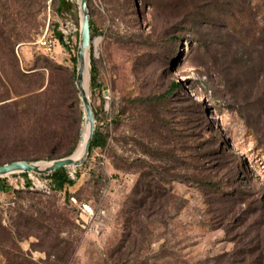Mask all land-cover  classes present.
Masks as SVG:
<instances>
[{"label":"rangeland","instance_id":"obj_1","mask_svg":"<svg viewBox=\"0 0 264 264\" xmlns=\"http://www.w3.org/2000/svg\"><path fill=\"white\" fill-rule=\"evenodd\" d=\"M88 6L86 88L106 143L65 167L64 190L47 173L0 178V264L263 261L264 0ZM81 18L78 0H0V24L18 38L15 66L0 48V163L78 147ZM47 86L57 93L41 95Z\"/></svg>","mask_w":264,"mask_h":264},{"label":"water","instance_id":"obj_2","mask_svg":"<svg viewBox=\"0 0 264 264\" xmlns=\"http://www.w3.org/2000/svg\"><path fill=\"white\" fill-rule=\"evenodd\" d=\"M78 4L82 12V18L79 34V44L77 48L78 69L76 83L84 104L85 116L83 118V123L85 127L88 126L87 137L85 138L84 130L80 136V143L81 141L85 140L84 150L82 154L78 157L74 155L76 151L75 150L69 155L50 160L17 159L10 162L0 163V178L9 173L24 171H35L38 173H47L48 175H51L54 171L63 167H67L69 165H81L85 162L86 158L88 157V154L90 152V146L96 130V115L94 107L92 105L89 93L87 92V88L84 84L88 65L87 53L91 47L92 35L88 0H78ZM42 161H46L49 164L46 166H42Z\"/></svg>","mask_w":264,"mask_h":264},{"label":"trees","instance_id":"obj_3","mask_svg":"<svg viewBox=\"0 0 264 264\" xmlns=\"http://www.w3.org/2000/svg\"><path fill=\"white\" fill-rule=\"evenodd\" d=\"M90 21H91V35L93 36L95 31H94V27H93L91 18H90ZM13 37H14V35H12L10 33L7 34L6 30L4 29V25L0 24V38H1L0 39V48L4 51L5 56H7L10 59H12V62L10 61V63L13 66H15L16 65L15 64V59H13V58L15 57V45L17 44L18 38H16V37L13 38ZM60 39L64 40L62 34H60ZM73 60H74V63H76V61H77V56L76 55L73 56ZM90 72H91V75H90L91 76V83H92V85H95L97 83V81H96V79H97V67H96V63H95L94 57H91V69H90ZM75 73H76V70L74 68V77H75ZM178 85H179V83L175 82V86H178ZM56 93H57L56 89L51 88V86H47L45 88V90H43V92H41V95H44L45 97L46 96L50 97V96H53ZM95 113H96V111H95ZM30 137L31 136H28L25 139H22L21 137H19L17 141H19V142L20 141H24L26 139H29ZM14 139H17V138L14 137ZM47 139H49V138H47ZM24 142H26V141H24ZM105 143H106V140L103 137L102 133L100 132L99 129H96L95 130V134H94V138H93L91 146H90L89 155L91 154L92 149L94 147L104 146ZM72 149H73V147L70 148V150L66 151L65 153H59V152L56 153V154L50 153V154H47L45 157L47 159H54V158H58V157H63V156L69 155L72 152ZM38 158L39 157H31V156H28V155H18V156L17 155H13L11 157V159H9L7 161H4L2 163L10 162V161L17 160V159L37 160ZM50 177L53 179L55 187L57 189H60V190L66 189V185L67 184H69V185L74 184V179H72V178H70L68 176V174L66 173V168L65 167L54 171L50 175ZM138 187L139 186L137 184L136 187H135V191H134L135 195L137 193H139V191H141V190H139ZM148 189L151 190L150 187ZM70 195H72V194H70ZM70 195H69V197H70ZM142 202H143L142 203V205H143L145 203V199ZM258 259H260V258L258 257ZM258 259L250 260V262H247L246 264H264V260L263 261H259Z\"/></svg>","mask_w":264,"mask_h":264},{"label":"built area","instance_id":"obj_4","mask_svg":"<svg viewBox=\"0 0 264 264\" xmlns=\"http://www.w3.org/2000/svg\"><path fill=\"white\" fill-rule=\"evenodd\" d=\"M40 45L47 51H53V48L55 46V40H53L50 37L43 36L40 40ZM23 174H29L31 176H34L35 171H24L21 172ZM72 178V176H70ZM73 179V178H72ZM70 201L71 203L76 206L78 211L80 212L81 216H85L86 220L89 218H93L96 214L95 208L86 200H80L75 195H70Z\"/></svg>","mask_w":264,"mask_h":264},{"label":"bare ground","instance_id":"obj_5","mask_svg":"<svg viewBox=\"0 0 264 264\" xmlns=\"http://www.w3.org/2000/svg\"><path fill=\"white\" fill-rule=\"evenodd\" d=\"M84 84H85V86L87 87V83H86V75H85V81H84ZM84 135H85V138H86L87 135H88V126H87V130H86V131L84 130ZM84 144H85V140L81 141V143L79 144L78 148L76 149V151H75V153H74V155H75L76 157H78V156H80V155L82 154V152H83V150H84ZM48 164H49V163L46 162V161H42V163H41L42 166H46V165H48Z\"/></svg>","mask_w":264,"mask_h":264}]
</instances>
